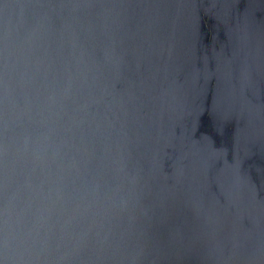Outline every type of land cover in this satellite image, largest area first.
Returning <instances> with one entry per match:
<instances>
[{
	"label": "water",
	"instance_id": "water-1",
	"mask_svg": "<svg viewBox=\"0 0 264 264\" xmlns=\"http://www.w3.org/2000/svg\"><path fill=\"white\" fill-rule=\"evenodd\" d=\"M0 264H264V0H0Z\"/></svg>",
	"mask_w": 264,
	"mask_h": 264
}]
</instances>
